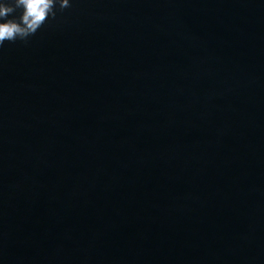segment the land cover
<instances>
[{
    "label": "water",
    "instance_id": "obj_1",
    "mask_svg": "<svg viewBox=\"0 0 264 264\" xmlns=\"http://www.w3.org/2000/svg\"><path fill=\"white\" fill-rule=\"evenodd\" d=\"M70 5L0 46V264H264V0Z\"/></svg>",
    "mask_w": 264,
    "mask_h": 264
},
{
    "label": "clouds",
    "instance_id": "obj_2",
    "mask_svg": "<svg viewBox=\"0 0 264 264\" xmlns=\"http://www.w3.org/2000/svg\"><path fill=\"white\" fill-rule=\"evenodd\" d=\"M57 5L60 11L71 7L70 0H0V46L5 41L27 42L49 18L56 17Z\"/></svg>",
    "mask_w": 264,
    "mask_h": 264
}]
</instances>
